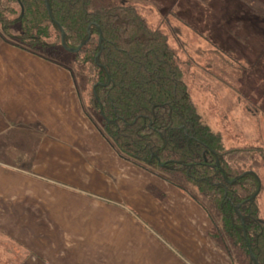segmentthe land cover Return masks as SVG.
<instances>
[{
	"label": "trees",
	"instance_id": "16d2710c",
	"mask_svg": "<svg viewBox=\"0 0 264 264\" xmlns=\"http://www.w3.org/2000/svg\"><path fill=\"white\" fill-rule=\"evenodd\" d=\"M210 1L193 0L204 7ZM239 1L264 21V0ZM147 2L0 0V40L67 70L85 114L116 155L200 205L212 224L209 238L232 264H264V147L228 148L202 121L189 92L190 61L148 23ZM237 33L231 31L242 41ZM63 34L78 52L65 48ZM213 53L222 65L210 74L236 90L228 78L236 59Z\"/></svg>",
	"mask_w": 264,
	"mask_h": 264
},
{
	"label": "crops",
	"instance_id": "0c3cea01",
	"mask_svg": "<svg viewBox=\"0 0 264 264\" xmlns=\"http://www.w3.org/2000/svg\"><path fill=\"white\" fill-rule=\"evenodd\" d=\"M86 203L127 212L139 245L108 244L102 261L95 236L48 237V227L85 226L71 212ZM211 228L183 191L116 155L67 70L0 40V264H232Z\"/></svg>",
	"mask_w": 264,
	"mask_h": 264
},
{
	"label": "rangeland",
	"instance_id": "374dc122",
	"mask_svg": "<svg viewBox=\"0 0 264 264\" xmlns=\"http://www.w3.org/2000/svg\"><path fill=\"white\" fill-rule=\"evenodd\" d=\"M143 15L152 27L169 36L182 60L190 61L188 87L202 121L222 135L228 148L264 147V21L246 11L239 0H211L206 7L193 0H149L144 3ZM233 30L242 41L231 35ZM215 50L229 52L236 59L234 69L228 67L234 74L233 79L228 78L236 90L210 74L214 66L222 65ZM258 171L263 185L259 205L264 218V167ZM87 204L83 211L71 212L74 221L82 216L85 226L48 227V237L60 236L61 230L95 236L102 243V261H108V244L121 253L128 246L139 245L130 236L142 234L141 226L132 222L127 212L104 204L99 209Z\"/></svg>",
	"mask_w": 264,
	"mask_h": 264
},
{
	"label": "water",
	"instance_id": "95a60500",
	"mask_svg": "<svg viewBox=\"0 0 264 264\" xmlns=\"http://www.w3.org/2000/svg\"><path fill=\"white\" fill-rule=\"evenodd\" d=\"M62 42H63V45L65 46V48L67 49V50H69L70 52H78L79 50H70V49H68L67 47H66V45H65V35L63 34V36H62ZM233 182H231V184H232ZM259 191H260V189L258 190V192L255 194V196L254 197H256L257 195H258V193H259Z\"/></svg>",
	"mask_w": 264,
	"mask_h": 264
}]
</instances>
